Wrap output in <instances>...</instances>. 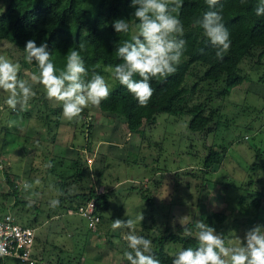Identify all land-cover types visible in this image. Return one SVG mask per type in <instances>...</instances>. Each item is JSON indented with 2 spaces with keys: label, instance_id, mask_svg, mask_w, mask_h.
Masks as SVG:
<instances>
[{
  "label": "rangeland",
  "instance_id": "obj_1",
  "mask_svg": "<svg viewBox=\"0 0 264 264\" xmlns=\"http://www.w3.org/2000/svg\"><path fill=\"white\" fill-rule=\"evenodd\" d=\"M4 6L0 0V12ZM0 55L19 64L21 52L3 39ZM189 69L182 83L189 104L203 103L204 114L209 107L224 104L216 128L209 123L202 131L190 132L187 115L160 113L130 133L125 131L119 108L107 112L95 106L85 108L79 119L67 120L62 102L49 99L44 86L21 70L19 78L32 84L36 93L26 110L9 108L5 101L10 93L0 89V213H16L23 223L34 226V264H128L124 237L129 230H113L117 218L135 220L136 233L152 241L154 255L160 247L167 254L179 249L177 243L157 239L175 232L183 217L185 224L223 211L225 219L216 231L224 235L227 246L238 245L247 230L264 225V130L254 128L264 122V55L242 64L247 83L233 87L225 98L214 97L219 84L209 91L198 82L203 66L192 64ZM103 75L112 85L107 68ZM193 83L197 86L192 91ZM200 85L204 88L197 91ZM212 143L224 147L226 154L222 152L221 161L211 166L213 171L203 175V156ZM87 146L90 150L82 149ZM77 159L93 168L96 182H91L92 187L101 182L112 185L107 204L100 206L102 219L95 230L87 229L76 214L46 216L53 210L50 201L64 193L60 182H67L68 192L76 191L70 175ZM253 161L262 168H250ZM119 178L125 181L116 187L112 182ZM25 182L33 185L30 191L24 190ZM88 186L84 183V191ZM138 189L148 192L151 204L140 197ZM31 192L39 195L31 196ZM254 198L259 199L258 205L252 203ZM140 215L142 221L137 220ZM0 264L22 263L1 257Z\"/></svg>",
  "mask_w": 264,
  "mask_h": 264
},
{
  "label": "trees",
  "instance_id": "obj_2",
  "mask_svg": "<svg viewBox=\"0 0 264 264\" xmlns=\"http://www.w3.org/2000/svg\"><path fill=\"white\" fill-rule=\"evenodd\" d=\"M2 1L5 2V6L0 12V40H7L16 46L21 52L19 60L21 72L26 71L31 75H39V68L35 62L30 64L25 59L24 47L30 39L35 40L37 46L47 43L58 70L64 68L68 52L73 49L79 50L90 78L94 70L103 75L104 68H114L122 63L117 55V49L124 40H131L133 35L138 34L136 26L139 22L134 17L135 9L131 0ZM258 2L259 0H220L215 10L221 11L223 22L230 33L231 47L224 53L223 58H218L217 49L211 45L203 29L195 23L210 10L205 0H183L179 18L184 25L182 38L186 41V47L176 72L167 77H155L151 80L154 94L146 107H141L133 95L112 77L111 95L102 101L99 108L107 112L119 108L125 131L130 133L137 131L144 122L153 121L155 115L160 113L187 115L186 129L190 132L202 131L209 123H213L216 128L220 123L224 104L222 106V103H219L220 107L217 106L216 109L209 107L208 113L204 114L203 103L189 104L185 95L187 88L182 83L192 64L203 66L198 82L205 83L209 91H214V84H219L220 89L214 97L219 94L225 98L233 87L247 83L242 64L252 58L259 60L264 55V15L255 14ZM117 19H125L129 23L128 33H117L114 30L112 25ZM80 43L85 45L83 50L78 48ZM135 78L139 79V76ZM196 86L197 84L193 83L190 89L193 91ZM203 88L200 85L196 90L201 91ZM209 96L210 92L207 98ZM45 104L44 101L43 106ZM257 119L255 118L254 121ZM257 127H259L257 130H264L263 120L258 126H254ZM87 128H90V123ZM238 138L244 139L247 136L239 135ZM89 146L85 148L90 150ZM222 152L226 154V149L221 145L212 143L207 147L202 160L203 175L213 171L211 166L221 161L219 158ZM79 160H74L77 168L70 175L71 179L76 181V191L68 192L65 190L67 182H60L64 193L57 198L60 201L59 206L47 211L46 216L49 218L53 215L67 214L68 210H74L93 198L95 211L99 214L101 222L100 206L107 204L110 190L104 189L103 192L96 193L99 184L94 187L90 185L91 182L94 183L91 181L92 177L95 178L93 168L85 163L81 165L83 161L79 162ZM262 166L253 161L250 168L260 169ZM48 170L50 172L51 169L48 167ZM204 180L205 178L201 176L202 184ZM6 181L9 182V179L6 178ZM84 183L89 184L87 191H84ZM138 190L140 197L151 204L148 192L143 189ZM252 203L258 205L259 199L254 198ZM14 215L21 221L16 213ZM224 219L223 211H212L205 216L204 221L217 229ZM184 226L192 231L191 236H184L181 225L175 232L166 233L163 238L157 239L160 243L166 239L179 245V249L172 254H167L161 247L159 248L155 256L161 264H172L178 251L198 246L195 222H186Z\"/></svg>",
  "mask_w": 264,
  "mask_h": 264
},
{
  "label": "clouds",
  "instance_id": "obj_3",
  "mask_svg": "<svg viewBox=\"0 0 264 264\" xmlns=\"http://www.w3.org/2000/svg\"><path fill=\"white\" fill-rule=\"evenodd\" d=\"M209 11L195 21L204 32L211 45L217 49L216 56L223 58L231 47L230 33L223 22L221 11L215 10L220 0H205ZM138 34L131 40H124L117 49L118 57L123 61L108 69L111 76L124 86L137 100L141 107H146L151 100L154 89L151 80L155 77H167L175 73L185 51L186 41L184 25L179 13L183 0H131ZM222 9V5H221ZM257 16L264 15V0H259L255 9ZM117 33H128L129 23L125 19L113 22ZM80 43L78 48L83 50ZM25 59L35 62L39 75L33 74L31 80L44 86L49 99L62 102L63 116L67 120L79 119L85 108L99 107L102 101L111 95V84L105 76L97 71L91 73L85 67L80 51L73 49L67 53L64 68L57 69L52 60V53L47 43L37 46L35 40H28L24 47ZM20 65L0 55V89L9 92L6 105L15 110L19 106L26 110L29 101L36 95L32 84L19 78ZM139 79H136V76ZM49 163L48 167H51ZM39 184V181H36ZM25 191L33 188L31 183L23 184ZM31 192V196H38ZM31 196L29 206L34 201ZM60 201L53 199L50 206L56 208ZM142 221L143 216L137 217ZM185 217L180 219L184 236L192 231L184 226ZM112 229H128L125 234L127 247L124 252L128 264H161L152 250V241L136 233V221L117 218L112 222ZM198 246L187 247L176 253L172 264H264V225H255L247 230L238 245L227 246L222 233L204 220L195 222Z\"/></svg>",
  "mask_w": 264,
  "mask_h": 264
},
{
  "label": "built area",
  "instance_id": "obj_4",
  "mask_svg": "<svg viewBox=\"0 0 264 264\" xmlns=\"http://www.w3.org/2000/svg\"><path fill=\"white\" fill-rule=\"evenodd\" d=\"M103 191L101 186L96 189V193ZM67 214H76L83 218L90 230L97 229L100 223L93 198L74 210H68ZM33 241L34 226L23 223L11 212L0 213V257H12L22 264H34L35 258L31 255Z\"/></svg>",
  "mask_w": 264,
  "mask_h": 264
},
{
  "label": "crops",
  "instance_id": "obj_5",
  "mask_svg": "<svg viewBox=\"0 0 264 264\" xmlns=\"http://www.w3.org/2000/svg\"><path fill=\"white\" fill-rule=\"evenodd\" d=\"M82 149H86V148H82ZM80 152H82V151H80ZM99 170H101V167H100V169ZM93 176V175H92ZM96 179V178H95ZM94 179V180H95ZM93 179H92V181H94ZM125 181V179L124 178H119L118 180H115V181H113L112 183H114L115 184V186L116 185H118L119 186V184H121L122 182H124ZM130 181H134V179H133V177L132 178H130ZM94 182H96V180L94 181ZM109 184V183H108ZM98 186H101L103 189H108V190H112L111 188H112V185H107V184H104V182H101ZM118 186H116V187H118ZM43 263V262H42Z\"/></svg>",
  "mask_w": 264,
  "mask_h": 264
}]
</instances>
